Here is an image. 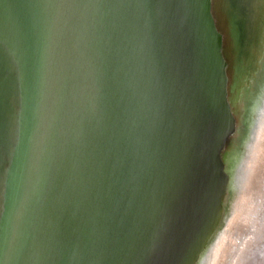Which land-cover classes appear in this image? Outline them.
I'll list each match as a JSON object with an SVG mask.
<instances>
[{
    "label": "water",
    "instance_id": "1",
    "mask_svg": "<svg viewBox=\"0 0 264 264\" xmlns=\"http://www.w3.org/2000/svg\"><path fill=\"white\" fill-rule=\"evenodd\" d=\"M263 246L264 0H0V264Z\"/></svg>",
    "mask_w": 264,
    "mask_h": 264
},
{
    "label": "bare ground",
    "instance_id": "2",
    "mask_svg": "<svg viewBox=\"0 0 264 264\" xmlns=\"http://www.w3.org/2000/svg\"><path fill=\"white\" fill-rule=\"evenodd\" d=\"M251 264H264V246H263V249L260 252V255L258 256L257 260Z\"/></svg>",
    "mask_w": 264,
    "mask_h": 264
}]
</instances>
